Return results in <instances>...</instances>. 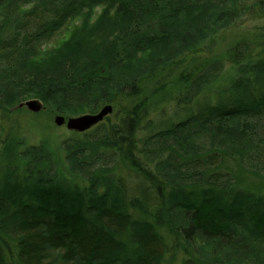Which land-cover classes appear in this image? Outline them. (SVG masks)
<instances>
[{
  "label": "trees",
  "instance_id": "trees-1",
  "mask_svg": "<svg viewBox=\"0 0 264 264\" xmlns=\"http://www.w3.org/2000/svg\"><path fill=\"white\" fill-rule=\"evenodd\" d=\"M0 264H264V0H0Z\"/></svg>",
  "mask_w": 264,
  "mask_h": 264
},
{
  "label": "water",
  "instance_id": "water-1",
  "mask_svg": "<svg viewBox=\"0 0 264 264\" xmlns=\"http://www.w3.org/2000/svg\"><path fill=\"white\" fill-rule=\"evenodd\" d=\"M24 104L29 110L33 112H39L42 109V105L37 101H28ZM22 106L24 105L22 104L21 107ZM111 113H112V108L110 106H107L97 114H86V115H82L78 117H70V118L57 116L55 118V123L57 126L65 125L67 130L69 131L84 133L92 129L101 121H103L104 118Z\"/></svg>",
  "mask_w": 264,
  "mask_h": 264
},
{
  "label": "rangeland",
  "instance_id": "rangeland-1",
  "mask_svg": "<svg viewBox=\"0 0 264 264\" xmlns=\"http://www.w3.org/2000/svg\"><path fill=\"white\" fill-rule=\"evenodd\" d=\"M96 11H99L97 12L98 15L100 13V10H96ZM95 11V12H96ZM26 103V102H25ZM24 106L23 109L27 112L24 111V115H26V118L30 119V121H35L37 123L36 127L34 128H30L28 130H26V136L27 138L29 139L30 142H37L40 138H47V139H50V141H53L55 140L56 138H59L61 140H64V139H67L69 137V130H67L66 126L63 125V126H57L55 125V123H53L55 126L52 128L49 126L50 125V122L48 120V117L46 116V114H42V115H37V116H33L31 114H37L31 110H29L25 104H23ZM30 114H29V113ZM78 117V116H77ZM56 118V116H54L53 120ZM26 121V125L27 124H30V121ZM52 123V122H51Z\"/></svg>",
  "mask_w": 264,
  "mask_h": 264
}]
</instances>
